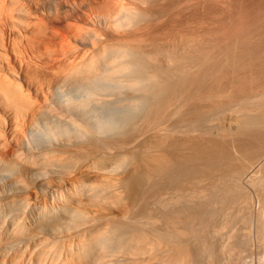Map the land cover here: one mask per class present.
<instances>
[{
	"label": "bare ground",
	"instance_id": "6f19581e",
	"mask_svg": "<svg viewBox=\"0 0 264 264\" xmlns=\"http://www.w3.org/2000/svg\"><path fill=\"white\" fill-rule=\"evenodd\" d=\"M255 9L0 0V264H264L218 223L264 206Z\"/></svg>",
	"mask_w": 264,
	"mask_h": 264
},
{
	"label": "rangeland",
	"instance_id": "374dc122",
	"mask_svg": "<svg viewBox=\"0 0 264 264\" xmlns=\"http://www.w3.org/2000/svg\"><path fill=\"white\" fill-rule=\"evenodd\" d=\"M243 1V3L244 4H246L247 3V6H251V8H257V9H255V10H258V8H260V6L261 5H264V3H262V2H264V0H246V2H244V0H242ZM262 1V2H261ZM259 4H261L260 6H259ZM72 165H74V164H72ZM74 167V166H73ZM70 169H72V168H70ZM74 169H75V171H77L76 170V168L74 167ZM73 171V170H72ZM262 174H264V173H262ZM262 179H260L259 177ZM258 176H257V178L256 179H258L259 181H261V182H264V175H259L258 174ZM257 180V181H258ZM259 181L258 182H256V180H255V182L256 183H259ZM260 182V185H264V184H262ZM27 183V184H26ZM29 183H30V181H26L25 180V184L26 185H28L29 187L28 188H30V185H31V183H30V185H29ZM256 185H258V184H256ZM255 184L253 185H251L252 186V189L250 188V186L248 185V187L247 186H245L244 188H243V192H244V194L245 195H247V198L249 199V200H251L250 198H252L253 196H254V198H252V201H251V203H250V205L249 206H252V204L253 205H255L256 203H257V196H259V195H257V194H255L254 192H256L257 191V189L254 187V186H256ZM260 185H259V187H260ZM33 184H32V186H31V188L32 189H29L28 191L29 192H27V193H32L33 194V192L34 193H36V188H35V186H34V188H33ZM257 187V186H256ZM261 187H264V186H261ZM248 188V189H247ZM258 188V187H257ZM254 189V190H253ZM248 192H247V191ZM256 190V191H255ZM261 191V188L260 189H258V191ZM253 191V192H252ZM257 191V192H258ZM246 192V193H245ZM256 192V193H257ZM254 193V194H253ZM259 194H260V192H259ZM257 195V196H256ZM250 197V198H249ZM255 201H254V200ZM248 200V201H249ZM233 202H235V203H232L231 202V204H229V206H231V207H226V209H224V211L222 212V215H223V217L221 216V215H219V218H218V223H224L226 220L228 221V223H230V222H232V223H230V224H232V225H234V226H232L233 227V230H232V228H231V230H226V229H224V232L223 231H221L222 233H220V234H222V235H224V234H231L232 233V235H233V232H236V233H234V235H236L235 236V239L236 238H238L239 237V235H240V237H239V239H237V241L238 240H240L241 242H242V244H246V242H247V246L249 247V248H253L254 247V249H253V256L254 257H256V258H262V259H264V253H262V252H264V248H262V247H264V241H262L261 242V239L258 241V238H260V234L259 233H257V234H259L258 236L259 237H257V234H256V232L255 231H257V217H261L262 216V214L260 215L259 214V212H261V213H264V210H262V209H264V206H262L261 204V206H259V204L256 206H253V207H255V208H252V207H248V205L247 204H243L244 202H242V204H240L241 202L240 201H238V203L236 202V201H233ZM250 202V201H249ZM253 202V203H252ZM247 203V202H246ZM245 205H247V207L245 206ZM241 206V207H240ZM256 207H258V208H256ZM245 208V209H244ZM252 208V209H251ZM261 209V211H258L257 209ZM228 209V210H227ZM245 211H244V210ZM226 211V212H225ZM236 211H238V213L236 212ZM244 211V212H243ZM250 211V212H249ZM258 211V212H257ZM236 212V213H235ZM246 213V214H245ZM226 214V215H225ZM239 214V215H238ZM241 216H242V218H241ZM226 217V218H225ZM235 217V218H234ZM249 217V219L251 220H249V219H247ZM251 217V218H250ZM223 218V219H222ZM230 218H231V220H230ZM237 218V219H236ZM234 219V220H233ZM235 219H236V221H235ZM245 219H246V221H245ZM259 219V218H258ZM220 220H222V221H220ZM230 220V221H229ZM255 220V221H254ZM245 221V222H244ZM254 222H255V224H254ZM217 223V222H216ZM236 223V224H235ZM251 223V224H250ZM253 223V224H252ZM230 224H229V227H230ZM250 224V225H249ZM218 225V224H217ZM228 225V224H227ZM241 225V226H240ZM246 225V226H245ZM255 225V226H254ZM219 226H220V224H219ZM239 226V227H238ZM251 226H252V228H251ZM236 227V228H235ZM243 227V229L242 230H240L241 228ZM250 227V228H249ZM230 229V228H229ZM236 229V230H235ZM226 230V231H225ZM240 230V231H239ZM247 230V231H246ZM228 231V233H225V232H227ZM229 231H230V233H229ZM246 232H249L248 233V236L247 235H244ZM258 232V231H257ZM237 233L239 234V235H237ZM247 234V233H246ZM253 236H255V237H253ZM253 237V239H251ZM245 240L246 239V241H245V243L243 242V239ZM251 239V240H250ZM250 240V241H249ZM253 240V241H252ZM251 242V243H249V242ZM258 241V242H257ZM252 242H253V244H252ZM259 243H261V244H259ZM248 244H250V245H248ZM251 245L253 246V247H251ZM246 246V247H247ZM258 248H257V247ZM260 248V249H259ZM262 248V249H261ZM258 250H259V252H258ZM257 251V252H256ZM207 252V251H206ZM206 252H201V254H199L200 256H199V258H198V260H200L199 261V263H198V261H197V263L198 264H211V262H210V260L209 259H207L206 257H208L207 255H208V253L206 254ZM259 253H262V254H259ZM203 254H205V256L206 257H203L204 255ZM258 255V256H257ZM200 257H202V258H204V259H201ZM209 258V257H208ZM255 258V259H256ZM205 259L207 260V262L205 261ZM202 260V261H201ZM203 261H205V263L203 262ZM213 263V262H212ZM217 263V262H216ZM213 264H215V263H213Z\"/></svg>",
	"mask_w": 264,
	"mask_h": 264
}]
</instances>
